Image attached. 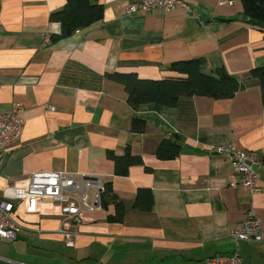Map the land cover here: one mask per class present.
I'll list each match as a JSON object with an SVG mask.
<instances>
[{
	"label": "crops",
	"instance_id": "crops-1",
	"mask_svg": "<svg viewBox=\"0 0 264 264\" xmlns=\"http://www.w3.org/2000/svg\"><path fill=\"white\" fill-rule=\"evenodd\" d=\"M140 1L98 0L99 20L51 41L60 26L50 14L65 0H0V112L20 103L24 120L19 140L0 154V195L40 170L98 175L106 187L103 208L75 223L73 247L57 232L61 216L17 202L18 237L0 238V264H202L233 251L244 264H264V241L231 236L247 210L264 226V170L252 195L229 184V155L215 151L233 144L264 159V105L250 75L264 65V28L243 21L240 0H183L193 13H126ZM199 56L205 72L223 66L241 82L233 97L131 107L108 76H178L171 62ZM170 136L177 153L160 159L156 149ZM126 153L141 163L115 174L110 154ZM141 188L150 205L137 199Z\"/></svg>",
	"mask_w": 264,
	"mask_h": 264
},
{
	"label": "built area",
	"instance_id": "built-area-1",
	"mask_svg": "<svg viewBox=\"0 0 264 264\" xmlns=\"http://www.w3.org/2000/svg\"><path fill=\"white\" fill-rule=\"evenodd\" d=\"M179 8L193 13L191 6L183 0H141L126 6V13L146 12L152 9L170 10ZM52 108V107H51ZM23 108L15 103L6 112H0V154L15 144L24 125ZM217 152L229 155L232 172L229 184L242 185L250 194H258L259 171L264 170V159L233 144L217 146ZM104 183L98 175L83 172L40 170L33 172L25 181L7 185L0 195V238L14 241L18 237V225L13 218L14 206L22 202L30 213L55 214L61 216L57 232L66 247H73L77 237L75 223L87 211L102 209ZM232 238L264 241V226L251 210H247L240 225L231 232ZM202 264H244L236 251L215 254L205 258Z\"/></svg>",
	"mask_w": 264,
	"mask_h": 264
},
{
	"label": "trees",
	"instance_id": "trees-1",
	"mask_svg": "<svg viewBox=\"0 0 264 264\" xmlns=\"http://www.w3.org/2000/svg\"><path fill=\"white\" fill-rule=\"evenodd\" d=\"M243 7L244 22L250 23L249 19L260 21L264 24V0H240ZM101 18V5L98 0H65L64 6L50 14V20L59 23L60 31L50 37L56 41L70 36L75 31L85 28ZM259 27V26H256ZM263 28V27H259ZM205 58L202 56L188 60L171 62L167 68L175 71L178 76H168L161 79L139 78L135 73H111L108 76L119 82L126 94L131 107L143 103L176 107L182 97L193 95H207L216 99H227L241 88V82L232 74L228 73L223 66H218L209 72L204 71ZM250 75L260 87L261 100L264 105V65L254 67ZM177 153L175 143L168 139L161 141L156 149V156L160 159L174 157ZM114 160V173L124 175L132 164H140L138 156L129 153L118 156L110 154ZM106 187L104 185V191ZM102 193V208H103ZM143 195L147 199V205L151 204L149 189L138 190L137 199ZM121 203L116 202L118 209Z\"/></svg>",
	"mask_w": 264,
	"mask_h": 264
},
{
	"label": "water",
	"instance_id": "water-1",
	"mask_svg": "<svg viewBox=\"0 0 264 264\" xmlns=\"http://www.w3.org/2000/svg\"><path fill=\"white\" fill-rule=\"evenodd\" d=\"M243 18H244V19H247L246 16H243ZM249 21H250V23L255 24L256 26H259V27H263V28H264V24H263L262 22H260V21H255L254 19H249ZM170 140H171L173 143H175L176 145H180V142H179V141H176V140L174 139L173 136H170ZM243 262H244V261H243ZM244 263H245V262H244Z\"/></svg>",
	"mask_w": 264,
	"mask_h": 264
}]
</instances>
